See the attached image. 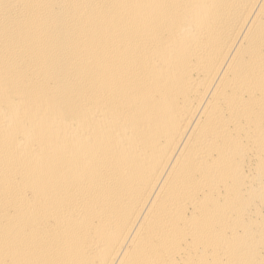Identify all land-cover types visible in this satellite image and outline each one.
Returning a JSON list of instances; mask_svg holds the SVG:
<instances>
[{
    "label": "bare ground",
    "instance_id": "bare-ground-1",
    "mask_svg": "<svg viewBox=\"0 0 264 264\" xmlns=\"http://www.w3.org/2000/svg\"><path fill=\"white\" fill-rule=\"evenodd\" d=\"M0 264H264V0H0Z\"/></svg>",
    "mask_w": 264,
    "mask_h": 264
}]
</instances>
